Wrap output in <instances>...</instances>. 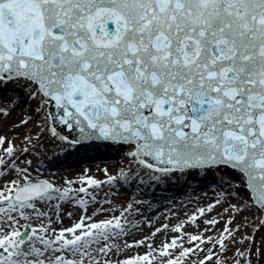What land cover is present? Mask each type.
<instances>
[{
	"label": "snow or ice",
	"instance_id": "obj_1",
	"mask_svg": "<svg viewBox=\"0 0 264 264\" xmlns=\"http://www.w3.org/2000/svg\"><path fill=\"white\" fill-rule=\"evenodd\" d=\"M9 88L13 95L0 103V117L24 104L11 129H27L33 113L40 119L25 131L23 147L0 134V264H259L264 258V238L261 246L256 240L264 229V0H0V101ZM57 120L74 123L80 140L132 145L127 170L104 169L105 180L84 175L63 186L34 179L32 161L18 162L19 154L45 132L58 137ZM138 169L150 181L227 169L240 183L225 181L235 194L221 192L223 199L184 221L157 227L144 214V200L104 207L112 203L106 186L144 183ZM65 204L80 209L68 227L63 216L73 213ZM217 207L222 211L203 219L201 229V218ZM144 226L153 229L149 235L126 239ZM162 232L176 234L157 245ZM136 247L148 251L120 258Z\"/></svg>",
	"mask_w": 264,
	"mask_h": 264
},
{
	"label": "rangeland",
	"instance_id": "obj_2",
	"mask_svg": "<svg viewBox=\"0 0 264 264\" xmlns=\"http://www.w3.org/2000/svg\"><path fill=\"white\" fill-rule=\"evenodd\" d=\"M12 95H13L12 90L10 88L6 89L4 91L3 100L0 101V103L7 105L9 103L8 98ZM23 111H24V104L21 103L20 106L17 107L16 110L13 111L10 116L6 118L0 117V122H2V127H0V134L10 137L18 147L24 146L21 144V140H22V137L25 131L29 129L34 130V122L40 119L39 116L33 113V123L29 124L27 129L20 128V129H16L15 131H13L11 129V125L19 121L20 116ZM57 138L58 137L54 138L48 132H45V134L41 137L40 142L33 141V144L27 145L31 149L30 152L32 153L19 154L21 155V158H25V159L32 161V166L29 168V173L33 178L40 179V180L42 179L51 180L57 185L63 186L66 180H78L81 176H84V175H90V176H94L95 178L99 180H105L106 174L104 172V169H107L109 174L116 175L119 169L124 168L126 170V168H128L129 166L130 158L127 154L129 151L133 150V148L128 144L124 150L123 149L117 150L116 152H112V153L111 151L109 152L106 151V149H103V150L101 149V151H98V150L95 151L94 147H92L91 149L93 151L84 150V152H89L90 155L88 154L86 155V157L84 156L76 157L80 150L76 148L69 150L68 148H64V146H60V147L55 146L54 143L56 142ZM7 146H8L7 144L4 145V147H7ZM45 149L46 150L52 149V150L60 151L59 157L51 160L50 165H49L50 168L46 167V163L45 164L42 163L44 162L43 159H44ZM75 150L78 153L74 152L72 155L69 154V151L72 152ZM81 153H83L82 150H81ZM83 163H85L84 166L82 165ZM34 171L38 173L39 176L42 174L43 175L42 178L36 176L33 173ZM222 171L226 172V174L224 173L225 175L224 181L220 179L213 180L212 178L209 177L208 181L204 182V184H207V185L200 186L199 184L198 185L195 184L194 187L196 188L197 191L198 189L200 190V192L203 191V194L207 196L208 194L206 193L211 192V195L209 196L213 195V197H215L216 199L217 198L223 199V197L220 195L221 192L231 191L233 194H235V187L233 186L232 188H229V186L227 185V183H225V181L232 179L234 185L239 184L240 180L237 177V173L231 170H227V169L226 170L224 169ZM46 174H48L49 176H47ZM192 174L193 175H190V178H192L193 180H197L198 176H196V173L193 172ZM199 174L200 176H202L203 174L205 176L207 175L206 172L204 171H200ZM169 179H171L172 181L175 180V178H173L172 176ZM178 185H179L178 182L177 183L173 182L172 186H169V184L167 183L162 184L161 186H157L159 188L157 189V192L159 193L164 190H167L168 192L170 191V193L167 195L164 193H160L161 198H158V197L155 198V195L153 193L154 189L152 190L147 187L145 188L137 187L136 190H138V192L141 194V196H139L138 199L144 200L146 203H148V205H151V204L154 205L155 203H159L160 205L164 204L165 201L163 198L167 197L168 195L174 196L176 192L177 193H188V191L185 188L184 189L179 188ZM118 189L122 191L123 193L128 192V190L125 189V186L123 188L122 184L120 185L118 184L113 188H108L107 186L104 188L103 192H107L109 199L112 201L111 205H105L106 207H113L114 198H115L114 192L118 193V191H116ZM103 192H101L100 194L101 199L103 198ZM173 192L175 193L173 194ZM240 194L245 198L248 197V193L243 190V187H241ZM242 215L251 216V213H243ZM236 222L240 223V217H237ZM218 227L223 228V223H221ZM262 238H264V229H262L260 233L256 234L257 246H261ZM237 247H239V245H237ZM232 251H234V249L229 250V253H228L229 258H231ZM229 264H231L230 259H229ZM259 264H264V258H261Z\"/></svg>",
	"mask_w": 264,
	"mask_h": 264
},
{
	"label": "bare ground",
	"instance_id": "obj_3",
	"mask_svg": "<svg viewBox=\"0 0 264 264\" xmlns=\"http://www.w3.org/2000/svg\"><path fill=\"white\" fill-rule=\"evenodd\" d=\"M57 133L59 135H58L56 142L54 143L55 146H57V147L64 146V148H68L69 150L70 149L72 150L73 148H75L76 143H71L72 140L67 139V141H65V140L59 138V137H66V134L61 132L59 129H57ZM119 144L120 143H116L113 141L104 142L101 144L94 145V150L95 151H97V150L101 151V149L102 150L106 149V151H108V152L111 151V153H112V152H116L117 150H122V149L124 150L127 146V145L125 146L123 144L122 145H119ZM130 146L133 148L132 145H130ZM78 150H80L79 153L76 152V150H75L72 152L69 151V154L72 155L74 152H76V153H78V155L76 157H78V156L86 157V155H88V154L90 155V153L84 152V150L93 151L92 149L90 150V147H86L84 150L83 149H78ZM81 150L83 151V153H81ZM29 153H32V152H29ZM93 154H95V153H93ZM59 155H60V151H58V150H52V149L46 150L45 149L44 150V159H43L44 162H42V163L43 164L46 163V167L50 168L49 165H50L51 160L59 157ZM90 158H92V157H90ZM24 159L25 158H21V155H20V162H22ZM59 160H60V158H59ZM84 164L85 163H83L82 165L84 166ZM133 167H137V166L134 165ZM126 170H127V168H126ZM138 170H140L141 176L144 178V183L138 184V183L134 182L131 185H123L122 184L123 188L125 186V189L128 190V192L123 193L119 189L116 190V191H118V193L114 192V196H115L114 205H113V207H110V208L118 209L120 205L125 204L130 199H138L139 196H141V194L138 192V190H136L137 187H143V188L147 187V188L152 189V190L154 189L153 193L155 195V198L156 197L161 198L160 193H164L166 195L170 193V191L168 192L167 190L161 191L160 193L157 192V189H159L157 186H161L162 184H166V183L169 184V186H172L173 182H175V183L178 182L179 188H182V189L185 188L188 191V193H177V192L175 193V192H173V194L175 193L174 196L168 195L165 198H163L164 196L162 197L165 201L164 204L160 205L159 203H155L154 205L151 204L152 206L149 205V207L145 210L144 214L146 216H148L149 219H152L154 224L157 227L160 226L161 224H164V223H168L170 226H174V225L180 223L181 221H184L187 218V216L191 215L198 208L205 207L207 204L213 202L216 198L213 197V195L209 196V195H211V192L206 193V194H208V196L204 195L203 191L200 192L199 189L197 191L194 186H195V184L196 185L199 184L200 186L207 185V184H204V182H207L209 177L212 178L213 180H219L220 179V180L224 181V176H225L224 173L226 174V172H224L222 170H214L211 172H206V174H207L206 176L204 174L202 176H200L199 173H196V176H198L197 180H193L192 178H190V175H193L192 173H184V174L176 173L172 176L173 178H175V180H173V181L169 178H165L161 181H150L142 169H138ZM33 173L36 176L41 177V178L43 176L42 174L39 176V174L36 173L35 171ZM46 175L49 176L48 174H46ZM11 178H12L11 176H6V177H4V180L6 181V180L11 179ZM0 183H3V181H0ZM121 189H122V187H121ZM116 194H117V196H116ZM224 206L226 207V205H224ZM63 207H64L65 212L71 211L73 213V216L71 219H69L66 215L63 216V226L68 227L74 221L78 220V218L80 216V210L77 207H74L73 204H66ZM94 207H95V205L89 207L88 214H92V210ZM104 207H106V206H104ZM106 208H109V207H106ZM142 209H143V206H142ZM221 211H222V209L220 207H217L216 210L214 212H212L209 216L201 218L200 228L201 229L204 228V224L202 222L203 219H211L213 217H216L217 213H219ZM115 214L119 215V211H116ZM108 215H110V213L105 212L102 215L96 216L95 218L97 220H100V219H104ZM60 226L61 225H59V224L56 225L57 228H59ZM152 230L153 229H151L147 226H144L141 228L140 231H134L133 234L126 237V239H128L129 241H131L133 239H140L144 235H149ZM186 231L194 232V231H196V229L189 226L186 228ZM175 234L176 233H173V232H167V233L162 232L155 237V243L157 245H159L161 240H163L165 238H170L171 236H173ZM146 251H148V249L146 247L131 248V249L126 250L120 258L123 259L126 256H132L136 253L143 254Z\"/></svg>",
	"mask_w": 264,
	"mask_h": 264
},
{
	"label": "water",
	"instance_id": "obj_4",
	"mask_svg": "<svg viewBox=\"0 0 264 264\" xmlns=\"http://www.w3.org/2000/svg\"><path fill=\"white\" fill-rule=\"evenodd\" d=\"M55 127L57 129H59L61 132H63L64 134H66V136L70 139V140H80V131L79 128L77 126H75V124L73 123V126L71 127H67L65 126L63 123H61L59 120H57L55 122ZM104 142H111L110 140H105L103 138L100 139H88V140H80L79 143H76L78 147H86V146H94L96 144H101ZM123 143H120V145H122Z\"/></svg>",
	"mask_w": 264,
	"mask_h": 264
}]
</instances>
